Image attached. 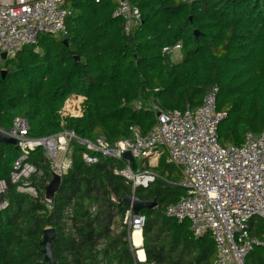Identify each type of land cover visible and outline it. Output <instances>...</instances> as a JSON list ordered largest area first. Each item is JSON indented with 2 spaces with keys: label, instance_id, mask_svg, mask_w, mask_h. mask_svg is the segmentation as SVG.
Returning a JSON list of instances; mask_svg holds the SVG:
<instances>
[{
  "label": "trees",
  "instance_id": "1",
  "mask_svg": "<svg viewBox=\"0 0 264 264\" xmlns=\"http://www.w3.org/2000/svg\"><path fill=\"white\" fill-rule=\"evenodd\" d=\"M128 2L141 12V23L129 32L113 16L118 0H70L66 35L42 33L37 44L0 56V128H11L21 116L31 136L55 134L62 129L59 110L66 98L83 94V116L67 124L78 136L110 142L132 138L136 130L147 136L156 123L154 107L193 110L206 88L216 86V108L226 116L218 128L222 145L240 146L247 132L264 130V0ZM177 46L182 56L174 62L169 49ZM139 100L152 109L138 106ZM84 150L74 144L72 166L48 202L45 187L53 173L43 150L29 159L43 170L33 177L39 195L32 196L10 180L19 151L0 142V180L8 183L7 194L0 195V204L8 200L0 210V264H48L41 244L47 228L55 232L54 264H214L210 234L195 238L189 220L166 214L186 194L180 169L166 154L150 167L159 177L133 192L131 182L115 173L125 160L87 164ZM131 194L158 202L140 211L143 262L125 223L130 207L121 201ZM251 224L254 235L263 232L262 219ZM246 264H264V246L250 251Z\"/></svg>",
  "mask_w": 264,
  "mask_h": 264
},
{
  "label": "built area",
  "instance_id": "2",
  "mask_svg": "<svg viewBox=\"0 0 264 264\" xmlns=\"http://www.w3.org/2000/svg\"><path fill=\"white\" fill-rule=\"evenodd\" d=\"M69 1H0V55L15 56L23 47L37 44L42 33L66 35L72 15ZM118 1L113 16L121 18L129 32L141 23V12L128 0ZM211 88L202 104L193 110L163 111L154 107L156 123L147 136L136 130L132 138L115 142L104 136L82 138L67 128L70 118L84 114L86 97L83 94L66 98L59 110L62 129L52 135L31 136L29 121L17 116L11 128H0V132L16 140L20 153L13 164L11 183L20 193L38 196L33 177L43 170L29 160L32 153L42 149L52 173L63 177L72 166L77 142L85 148L83 160L87 164H95L101 158L125 160V167L115 169V173L131 182L134 192L137 187L147 188L159 177L150 167L156 166L166 154L167 162L179 167L180 185L186 190L179 201L166 208V214L179 222L189 220L195 238L210 234L216 246L214 264H246L250 251L264 246V230L254 235L251 224L253 219L264 221V130L259 134L247 132L240 146L222 145L218 128L226 116L216 108L218 88ZM136 104L152 109V105H145L141 100ZM127 151L135 158L134 166L123 157ZM7 192L8 183L0 180V195L5 196ZM7 206L8 200L4 199L0 210ZM67 217L69 222L71 210L67 211ZM125 223L131 236L136 230L142 232L145 217L133 214L130 208Z\"/></svg>",
  "mask_w": 264,
  "mask_h": 264
},
{
  "label": "water",
  "instance_id": "3",
  "mask_svg": "<svg viewBox=\"0 0 264 264\" xmlns=\"http://www.w3.org/2000/svg\"><path fill=\"white\" fill-rule=\"evenodd\" d=\"M195 35L196 36L199 35L198 30L195 31ZM64 42L68 44L67 39H65ZM0 56L3 59L8 58L6 53H1ZM76 58L78 59V56H76ZM4 73H5V70H3V75ZM211 89H212L211 86L207 87L206 92L211 91ZM0 142L14 145L15 148L18 149V147L16 146V140L11 137L6 136L2 132H0ZM123 157L129 161L131 166L135 165V158L130 151L125 152ZM61 182H62V177L58 174H53V178L45 187L46 200L51 201L53 199L54 195L57 193V191L60 188ZM121 201L127 204L131 208L133 214L135 215L140 214V211L144 208L152 209V208H155L158 204L156 199L151 200V201L142 200L140 197L134 194L126 195ZM54 237H55V232L52 228H47L44 230V235H43L41 244L43 246V252L45 254V261L48 262V264H54V257H53V252H52V240L54 239ZM130 240H131V236H130Z\"/></svg>",
  "mask_w": 264,
  "mask_h": 264
},
{
  "label": "bare ground",
  "instance_id": "4",
  "mask_svg": "<svg viewBox=\"0 0 264 264\" xmlns=\"http://www.w3.org/2000/svg\"><path fill=\"white\" fill-rule=\"evenodd\" d=\"M133 243L135 246H137V255L141 260H145V252L144 249L142 248V239H141V231L136 230L133 234Z\"/></svg>",
  "mask_w": 264,
  "mask_h": 264
},
{
  "label": "crops",
  "instance_id": "5",
  "mask_svg": "<svg viewBox=\"0 0 264 264\" xmlns=\"http://www.w3.org/2000/svg\"><path fill=\"white\" fill-rule=\"evenodd\" d=\"M0 1H2V0H0ZM3 1H9V2H15L16 0H3ZM133 234L134 233H132V235H131V243H132V245L134 246V248H135V250H136V252H137V246H135L134 245V243H133ZM141 239H142V247H143V236H142V232H141ZM135 256H136V258L139 260V261H141V262H143V261H145V260H141L140 258H139V256L137 255V253H135ZM146 257V256H145Z\"/></svg>",
  "mask_w": 264,
  "mask_h": 264
},
{
  "label": "rangeland",
  "instance_id": "6",
  "mask_svg": "<svg viewBox=\"0 0 264 264\" xmlns=\"http://www.w3.org/2000/svg\"><path fill=\"white\" fill-rule=\"evenodd\" d=\"M179 46L176 47V49H174V54H173V57H172V60L175 62V61H178L181 59V51L179 50L178 48Z\"/></svg>",
  "mask_w": 264,
  "mask_h": 264
}]
</instances>
